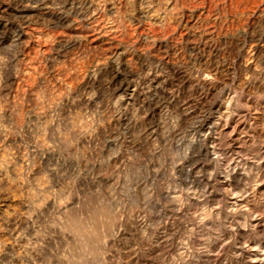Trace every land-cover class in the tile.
<instances>
[{
  "label": "rangeland",
  "instance_id": "1",
  "mask_svg": "<svg viewBox=\"0 0 264 264\" xmlns=\"http://www.w3.org/2000/svg\"><path fill=\"white\" fill-rule=\"evenodd\" d=\"M0 264H264V0H0Z\"/></svg>",
  "mask_w": 264,
  "mask_h": 264
}]
</instances>
